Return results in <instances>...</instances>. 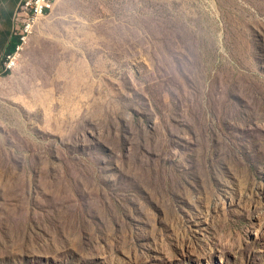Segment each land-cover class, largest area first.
Instances as JSON below:
<instances>
[{
  "label": "rangeland",
  "instance_id": "1",
  "mask_svg": "<svg viewBox=\"0 0 264 264\" xmlns=\"http://www.w3.org/2000/svg\"><path fill=\"white\" fill-rule=\"evenodd\" d=\"M0 264H264V0H55L0 82Z\"/></svg>",
  "mask_w": 264,
  "mask_h": 264
},
{
  "label": "built area",
  "instance_id": "2",
  "mask_svg": "<svg viewBox=\"0 0 264 264\" xmlns=\"http://www.w3.org/2000/svg\"><path fill=\"white\" fill-rule=\"evenodd\" d=\"M55 0H21L14 14L12 37L15 39L12 50L0 59V82L18 66L24 50L36 33L39 24L52 11Z\"/></svg>",
  "mask_w": 264,
  "mask_h": 264
},
{
  "label": "crops",
  "instance_id": "3",
  "mask_svg": "<svg viewBox=\"0 0 264 264\" xmlns=\"http://www.w3.org/2000/svg\"><path fill=\"white\" fill-rule=\"evenodd\" d=\"M21 0H0V59L12 50L15 39L12 37L14 14Z\"/></svg>",
  "mask_w": 264,
  "mask_h": 264
}]
</instances>
